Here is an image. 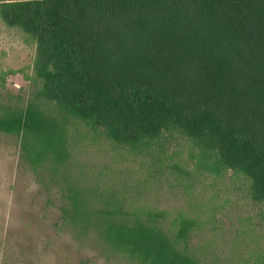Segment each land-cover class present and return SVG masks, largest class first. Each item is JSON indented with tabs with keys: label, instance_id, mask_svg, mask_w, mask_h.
Wrapping results in <instances>:
<instances>
[{
	"label": "trees",
	"instance_id": "obj_1",
	"mask_svg": "<svg viewBox=\"0 0 264 264\" xmlns=\"http://www.w3.org/2000/svg\"><path fill=\"white\" fill-rule=\"evenodd\" d=\"M0 20L36 45L30 94H0V134L58 200L57 231L125 264H209L198 218L131 201L81 159L104 141L141 153L177 135L264 204V0H0Z\"/></svg>",
	"mask_w": 264,
	"mask_h": 264
},
{
	"label": "rangeland",
	"instance_id": "obj_2",
	"mask_svg": "<svg viewBox=\"0 0 264 264\" xmlns=\"http://www.w3.org/2000/svg\"><path fill=\"white\" fill-rule=\"evenodd\" d=\"M35 55L31 38L0 20V94H30ZM91 148L81 159L104 164L109 183L131 201L198 218L191 244L209 264H264V204L250 199L243 177L203 168L196 149L177 135L165 134L141 153L105 141ZM49 192L22 163L19 141L0 134V264H125L92 238L57 231L59 202L50 203Z\"/></svg>",
	"mask_w": 264,
	"mask_h": 264
}]
</instances>
